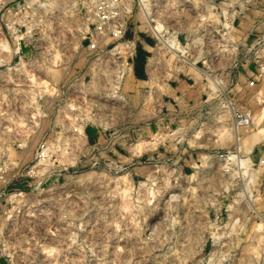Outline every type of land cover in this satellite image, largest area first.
I'll list each match as a JSON object with an SVG mask.
<instances>
[{
	"label": "rangeland",
	"instance_id": "1",
	"mask_svg": "<svg viewBox=\"0 0 264 264\" xmlns=\"http://www.w3.org/2000/svg\"><path fill=\"white\" fill-rule=\"evenodd\" d=\"M149 3L121 76L0 0V264H264V0Z\"/></svg>",
	"mask_w": 264,
	"mask_h": 264
},
{
	"label": "built area",
	"instance_id": "2",
	"mask_svg": "<svg viewBox=\"0 0 264 264\" xmlns=\"http://www.w3.org/2000/svg\"><path fill=\"white\" fill-rule=\"evenodd\" d=\"M142 2L143 0H75V5L77 3L76 7L81 11L85 21L84 35L79 46L87 60L101 61L104 57L114 55L116 57V59L113 57L114 63H117V70L121 76L133 71L134 63H130L129 59L132 57L134 60L137 42L134 39H126L125 36L134 14L143 12ZM152 30L160 33V30L153 27ZM262 42L264 35L257 41V45ZM253 46L255 47V44ZM257 64L260 65L259 69H264V61L257 60ZM255 82L256 80L252 79L250 84L254 85ZM78 92L79 90L74 88L69 89L68 93L77 95Z\"/></svg>",
	"mask_w": 264,
	"mask_h": 264
},
{
	"label": "bare ground",
	"instance_id": "3",
	"mask_svg": "<svg viewBox=\"0 0 264 264\" xmlns=\"http://www.w3.org/2000/svg\"><path fill=\"white\" fill-rule=\"evenodd\" d=\"M62 2V1H60ZM142 4L144 5V8L145 10L144 11H147L146 9L150 8V3H149V0H143ZM62 7V5H61ZM153 9V8H152ZM147 14V13H146ZM244 116V115H243Z\"/></svg>",
	"mask_w": 264,
	"mask_h": 264
},
{
	"label": "trees",
	"instance_id": "4",
	"mask_svg": "<svg viewBox=\"0 0 264 264\" xmlns=\"http://www.w3.org/2000/svg\"><path fill=\"white\" fill-rule=\"evenodd\" d=\"M141 58H139V60H140ZM137 62H139V61H137ZM136 74L138 75V76H141V72H140V69L138 68V66H137V64H136Z\"/></svg>",
	"mask_w": 264,
	"mask_h": 264
},
{
	"label": "crops",
	"instance_id": "5",
	"mask_svg": "<svg viewBox=\"0 0 264 264\" xmlns=\"http://www.w3.org/2000/svg\"><path fill=\"white\" fill-rule=\"evenodd\" d=\"M149 46H150V44H149ZM149 63L147 64V72L149 71ZM135 70H136V68H135Z\"/></svg>",
	"mask_w": 264,
	"mask_h": 264
}]
</instances>
